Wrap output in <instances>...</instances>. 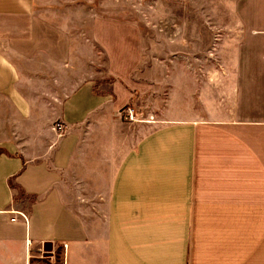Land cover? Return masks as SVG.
I'll use <instances>...</instances> for the list:
<instances>
[{
    "label": "crops",
    "instance_id": "0c3cea01",
    "mask_svg": "<svg viewBox=\"0 0 264 264\" xmlns=\"http://www.w3.org/2000/svg\"><path fill=\"white\" fill-rule=\"evenodd\" d=\"M59 23L0 0V264L52 242L67 264H264V0H237L221 49L147 56L144 80L136 25Z\"/></svg>",
    "mask_w": 264,
    "mask_h": 264
},
{
    "label": "rangeland",
    "instance_id": "374dc122",
    "mask_svg": "<svg viewBox=\"0 0 264 264\" xmlns=\"http://www.w3.org/2000/svg\"><path fill=\"white\" fill-rule=\"evenodd\" d=\"M236 2L237 0H41V9L49 18H56L60 26L69 29L74 35L92 37L96 18L136 25L139 50L143 54L136 77L144 80L146 57L151 54L161 57L163 52H169L176 59L182 50L180 44L184 42H187L190 50L196 42L197 48L204 52L210 49L211 43L217 41L221 49L224 43L222 38H225L224 33L228 31L227 23L235 18ZM208 22L217 27V40L206 33L205 29H209L206 25ZM97 46L94 44V48L90 50L94 61L92 70L97 73L96 86L105 92L109 90L108 85L118 79L108 72L109 57ZM225 61L218 60V67L220 68V63L223 67ZM201 68L202 73L209 71L208 59L202 57ZM202 78L205 76L202 75Z\"/></svg>",
    "mask_w": 264,
    "mask_h": 264
},
{
    "label": "built area",
    "instance_id": "2783aa9c",
    "mask_svg": "<svg viewBox=\"0 0 264 264\" xmlns=\"http://www.w3.org/2000/svg\"><path fill=\"white\" fill-rule=\"evenodd\" d=\"M123 117L125 120L135 122L137 121L138 114L136 110L132 107H128L123 111ZM57 132H59L60 136H63L66 132V127L63 124H57L56 126ZM17 212L12 211V215L16 216ZM22 217L27 221L26 216L22 215ZM12 222H17L18 218L13 217L11 219ZM52 246L51 250H45V245L42 244L41 249L39 250L40 254V259L42 260V263L39 264H67L65 259H58V248H56L55 243H50ZM54 246V247H53ZM63 250L66 251L67 245L64 244L62 246Z\"/></svg>",
    "mask_w": 264,
    "mask_h": 264
},
{
    "label": "water",
    "instance_id": "95a60500",
    "mask_svg": "<svg viewBox=\"0 0 264 264\" xmlns=\"http://www.w3.org/2000/svg\"><path fill=\"white\" fill-rule=\"evenodd\" d=\"M48 245H50V246H51V244H50V243H48ZM49 250H51V249H49Z\"/></svg>",
    "mask_w": 264,
    "mask_h": 264
}]
</instances>
